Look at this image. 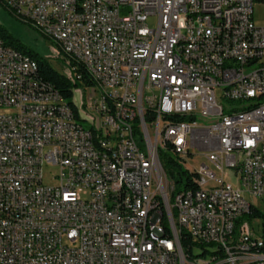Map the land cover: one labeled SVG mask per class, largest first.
Returning <instances> with one entry per match:
<instances>
[{"label":"built area","instance_id":"1","mask_svg":"<svg viewBox=\"0 0 264 264\" xmlns=\"http://www.w3.org/2000/svg\"><path fill=\"white\" fill-rule=\"evenodd\" d=\"M6 6L75 54L68 62L49 53L79 92L86 124L77 125L35 65L0 40V264H264V239L245 221L237 225L257 210L251 200H264V26L254 22V3ZM80 68L92 85L79 86ZM102 93L110 95L114 123ZM96 137L110 154L96 151ZM157 139L177 151L175 163L203 160L185 171L194 200L176 192ZM116 164H124L128 183L117 181ZM45 167L55 168L47 180ZM160 198H168L173 224L158 219ZM197 244L210 252L195 253Z\"/></svg>","mask_w":264,"mask_h":264},{"label":"rangeland","instance_id":"2","mask_svg":"<svg viewBox=\"0 0 264 264\" xmlns=\"http://www.w3.org/2000/svg\"><path fill=\"white\" fill-rule=\"evenodd\" d=\"M253 19L256 24V26H264V0H255L254 6H253ZM147 24L149 27L154 28L156 25V18H149L147 21ZM0 28L5 31V33L10 36L12 39L16 40L18 43L21 44L27 51L37 54L40 56H43L46 58L50 64V66L57 72L60 73L61 67L59 65V62L56 60H53L52 57L49 55L50 53V47L57 53L58 57L63 58L62 54L60 53V50L56 44L46 38L41 32L36 30L31 24L25 23L18 18H16L12 13H10L9 10L5 9L4 6L0 4ZM79 86H83L79 82ZM79 92L74 90L73 91V103L79 109V112L83 116V118H86L85 110L81 106V100L79 96ZM7 108H3L2 111H6ZM86 123H84L85 125ZM87 128V127H86ZM169 154V157L173 160H177V154L173 152L167 153ZM203 162V160L195 161H187L185 164H180L182 171H186V168L192 169H198L199 165ZM172 165H167L165 167V170L168 174V178L170 180L171 173L173 175V180L176 182L175 188L176 192L180 190V192L185 191V182L184 177L182 182H178L179 180V169L176 167H171ZM55 172V168L52 167H45L44 169V176L45 180H47L50 176H52ZM235 181V177L232 179ZM251 203L254 207L257 208V210L264 216V200H258L253 201L251 200ZM245 222L250 226L253 233L256 236H260L264 239V233H263V225H264V218L261 219H252V220H245ZM151 228H158L157 223H150ZM203 249V250H202ZM210 247H204L195 250V253L200 254L204 253L205 251L210 252Z\"/></svg>","mask_w":264,"mask_h":264},{"label":"bare ground","instance_id":"3","mask_svg":"<svg viewBox=\"0 0 264 264\" xmlns=\"http://www.w3.org/2000/svg\"><path fill=\"white\" fill-rule=\"evenodd\" d=\"M254 0H238V7H246L250 4H253ZM0 4L6 7L7 10L14 12L18 19L22 20L25 23L31 24L36 30L41 32L46 38L53 41L56 46H58L60 53L62 54V59H67L68 62H75V54H71L70 50H67L66 45H61L58 41L57 37L53 35V31L47 30L42 25H33V19L29 17H21L20 10L16 9L15 6H6V0H0ZM205 12H213V4H206L205 5ZM13 14V13H12ZM18 54V53H17ZM19 55V54H18ZM22 56V55H19ZM26 58L25 56H22ZM61 58V57H60ZM28 59V58H27ZM30 60V59H29ZM30 62L35 65L37 68L36 62L30 60ZM80 82V81H79ZM94 89H101V81H94ZM110 103V95L109 93H102L101 94V104H104V114L107 117V123H114V109ZM65 108H67L68 114H72L75 117V123L77 125H84L86 123V118H83L79 109L75 111L65 102ZM86 133L88 136H96V129L93 126H86ZM95 146L96 151L100 154H110V147L108 143L105 141L103 137H96L95 138ZM157 147L160 150H166L167 154V142L165 139H157ZM177 154V151H174ZM116 173H117V181L120 183H128L129 182V174L124 170V164H116ZM180 195L187 196V200H194V191L189 188H185L184 192H180ZM161 203L163 205L165 214H166V224H173V216L169 215L170 211V203L168 198H160V208L158 212V219L160 220V210H161ZM151 232H158V228H151ZM165 240L169 241H176V234L172 233H165ZM199 247H210V245L206 244H197L196 249ZM264 248V244H260V253H264L262 249ZM203 250V249H202ZM207 252V251H205Z\"/></svg>","mask_w":264,"mask_h":264},{"label":"trees","instance_id":"4","mask_svg":"<svg viewBox=\"0 0 264 264\" xmlns=\"http://www.w3.org/2000/svg\"><path fill=\"white\" fill-rule=\"evenodd\" d=\"M10 13H13L14 16L16 15L12 11H10ZM15 17L17 18V16H15ZM0 40H2L4 45L11 47L14 50H16L19 55L25 56L26 58L36 62V65H37L36 77L39 80H41V81L47 83L48 85L52 86L60 94V96L63 98V100L67 104H69V106H71V108L74 111L77 109V107L73 103V91H72L73 86L70 84V82L62 74L55 71L50 66V64L46 58H44L43 56L33 54V53L27 51V49H25L23 46H21V44L18 43L16 40H14L10 36H8L5 33V31L2 30L1 28H0ZM79 72H81V74H82V76H79V81L83 86H86V84L87 85L93 84L90 76L86 73V71L84 69L80 68ZM169 152L175 153L173 151V147H167V153H169ZM160 161L163 164L164 169L167 165H172L171 167L178 168L179 172H180L178 174L179 175L178 182H182L183 177H184L185 188H189L192 191H194L193 187H192L191 176L186 174L185 171H182L181 167L179 166L180 164L175 163L173 161V159H171L170 157L169 158L168 157H161ZM171 175H172V173H171ZM261 218H264V216L258 210L253 208V209H251L249 214L244 215L243 217H241L237 221V225L241 224L245 220L261 219ZM160 220H163V222L167 223L166 214H165L162 203H161V210H160ZM262 230L264 233V225H263ZM184 245L185 244L183 243V240H182V246L185 247ZM262 251L264 252V248L262 249Z\"/></svg>","mask_w":264,"mask_h":264},{"label":"crops","instance_id":"5","mask_svg":"<svg viewBox=\"0 0 264 264\" xmlns=\"http://www.w3.org/2000/svg\"><path fill=\"white\" fill-rule=\"evenodd\" d=\"M255 1V0H254Z\"/></svg>","mask_w":264,"mask_h":264}]
</instances>
